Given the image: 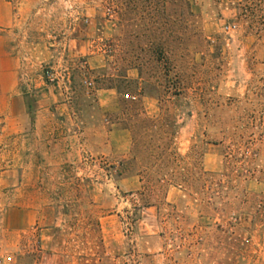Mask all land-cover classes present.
<instances>
[{"label":"rangeland","instance_id":"374dc122","mask_svg":"<svg viewBox=\"0 0 264 264\" xmlns=\"http://www.w3.org/2000/svg\"><path fill=\"white\" fill-rule=\"evenodd\" d=\"M9 1L16 31L72 73L75 100L91 112L113 103L104 123L123 130L105 157L92 142L83 165L65 164L52 174L58 188L42 190L74 224L75 245L82 214L93 261L99 215L122 214L130 245L151 208L164 240L157 264H264V0ZM30 249L18 264L42 260Z\"/></svg>","mask_w":264,"mask_h":264},{"label":"crops","instance_id":"0c3cea01","mask_svg":"<svg viewBox=\"0 0 264 264\" xmlns=\"http://www.w3.org/2000/svg\"><path fill=\"white\" fill-rule=\"evenodd\" d=\"M15 21L10 1L0 0V264H18L19 254L32 251L31 243L42 257L34 264H119L124 254L131 258L127 264L138 260L142 264L145 259L157 264L164 240L156 211L148 208L135 221L130 245L123 242L122 214L99 215L103 246H96L92 261V248L85 239L90 234V213L81 217L80 247L75 245L74 224H62L64 215L53 207L58 201H53L52 190L50 195L42 191L58 188L52 174L65 164L81 163L92 142L96 143L92 155L105 157L108 136L120 140L123 130L112 121L104 123V112L114 111L113 103L109 107L94 102L91 112V107L85 109L75 100L72 73L58 64L60 59L47 43L16 31ZM48 64H58L56 83L43 77L42 67ZM96 92L113 94L109 88ZM86 188L90 203L89 182Z\"/></svg>","mask_w":264,"mask_h":264},{"label":"built area","instance_id":"2783aa9c","mask_svg":"<svg viewBox=\"0 0 264 264\" xmlns=\"http://www.w3.org/2000/svg\"><path fill=\"white\" fill-rule=\"evenodd\" d=\"M44 79L49 83H56L58 80L57 71L52 67H43L42 69Z\"/></svg>","mask_w":264,"mask_h":264}]
</instances>
